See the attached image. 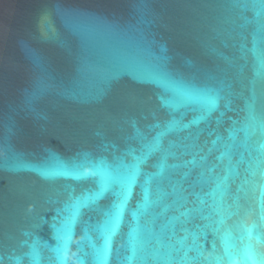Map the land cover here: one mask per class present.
I'll return each instance as SVG.
<instances>
[{
  "label": "water",
  "instance_id": "1",
  "mask_svg": "<svg viewBox=\"0 0 264 264\" xmlns=\"http://www.w3.org/2000/svg\"><path fill=\"white\" fill-rule=\"evenodd\" d=\"M258 9L250 0L238 4L233 0H0V264H15L9 257H23L21 264H30L25 254L34 243L40 264H58L52 251L57 246L51 227L57 222L54 210L63 207L73 192L78 195L82 188L93 185L91 178L85 181L42 173L78 164L85 154L90 160L111 163L114 155L127 148H139L138 131L147 135L149 125L169 119L161 97L170 94L150 78L152 74L196 84L217 80L231 84L232 110L225 109L222 100L211 117V127L225 138L232 120L238 122L237 128L245 122L253 81L257 111L264 108V80L255 75L256 57L251 51L255 47L264 52V33L257 32L264 16H256ZM220 112L225 116L218 126L215 120ZM192 116L189 113L187 120ZM207 127L203 121L199 125ZM186 134L171 133L162 143L167 147L169 141ZM154 135L155 131L151 132L149 139ZM259 138L257 131L249 145L254 146ZM205 139H215V135L208 138L205 133L199 143ZM243 140L244 133H238L237 143ZM237 152L248 158L243 147ZM219 154L214 151L209 163H219L215 160ZM159 155L148 160L145 171L156 170L152 165ZM237 159L238 154L233 157ZM168 162L176 161L169 158ZM245 168L241 165L240 175L230 180L232 194L247 175ZM215 171L223 174L222 165ZM198 172L193 169L184 187L198 179ZM255 179H261L259 174ZM163 187L171 190L166 181ZM140 191L139 186L134 189L131 207H135ZM259 195L257 190L255 196ZM99 203H109L107 195ZM228 203H232L230 198ZM239 203L238 214L226 223L258 225L251 241L256 260L241 262L237 258L235 264H264V221L260 220L258 201L249 192L247 199L241 193ZM192 206L189 203L188 207ZM150 211L155 215L161 209ZM174 214L169 210L158 217L156 230ZM125 220L121 233L127 232L131 222L127 213ZM205 223L196 217L188 227L197 232V242L208 256L213 241L218 250L220 242L211 231L205 238L194 227ZM256 232L261 236L259 242ZM82 235L77 225L67 264H78L75 242ZM122 242L118 235L108 264H119L116 248ZM188 243H192L191 237ZM84 250L89 251L86 244ZM195 255L189 252V256ZM84 264L93 262L86 257Z\"/></svg>",
  "mask_w": 264,
  "mask_h": 264
},
{
  "label": "snow or ice",
  "instance_id": "2",
  "mask_svg": "<svg viewBox=\"0 0 264 264\" xmlns=\"http://www.w3.org/2000/svg\"><path fill=\"white\" fill-rule=\"evenodd\" d=\"M233 2L238 4L240 0ZM250 2L254 8L259 5L256 16H264V0ZM243 6L246 7L247 2ZM257 32L264 33V24L259 25ZM243 48L244 45H241V50ZM251 51L256 57L255 75L264 80V52H258L255 47ZM150 78L161 84L165 93L170 94L161 97L162 106L169 110V119L149 125L147 135L138 131L139 148H127L120 155H114L111 163L107 159L90 160L85 154L78 164L71 167L61 165L59 169L42 173L45 176H71L85 181L91 178L93 185L82 188L78 195L73 192L63 207L54 210V219L57 221L51 225L57 240V246L52 249L55 253L54 259L58 264H67V252L73 243L72 235L76 226L80 225L83 235L80 241L75 242L80 253L77 256L78 264H84L86 257H90L93 264H108L118 235L123 241L116 248L119 264H148L149 261L154 264H190L191 261L201 260L207 264H235L237 258L241 262L255 261L256 254L251 241L258 225H248L243 221L234 225L226 223L228 218L238 214L241 193L247 199L249 192L252 198L258 201L260 220L264 221V108L257 111L255 81L252 82V97L251 102L247 103L245 122L237 128L238 122L232 120L231 125L225 129V138L216 128L211 127V117L212 113L219 109L222 100L225 101L224 108L232 110L231 84H226L224 80L196 84L171 78L166 74L164 78L159 74H152ZM189 113L193 116L187 120ZM224 116L225 113L220 112L215 124L221 125ZM202 121L208 124L207 128H199ZM153 131L155 135L149 139ZM257 131L260 138L254 146L249 145V139L255 136ZM181 132L187 134L179 136L176 141H169L168 146L164 147L163 138L171 133ZM240 132L244 133V140L238 144L237 134ZM205 133L208 138L215 135V139H205L201 144L200 137ZM240 147L248 153L247 159L244 152H237ZM214 151L220 153L215 157L219 163H209V156ZM253 151L256 152L255 156L252 155ZM156 153H160L157 162L152 165L156 170L145 171L144 166ZM237 154L239 159L234 161L233 157ZM184 156H191V159H183ZM169 158L176 162L170 164ZM220 165L223 174L215 171ZM241 165H246L247 175L236 189V193L232 194L229 182L240 175L238 168ZM182 169L188 171H180ZM193 169H199L198 179L184 187ZM257 174L261 178L259 181L255 179ZM177 176L178 179L175 178ZM165 181L170 191L163 187ZM137 186L141 190L139 199L135 207H131L130 201ZM257 190L259 197L255 196ZM106 195L109 203L101 205L99 201ZM189 197L192 198L191 201ZM229 198L231 204L228 203ZM189 203L193 206L188 207ZM156 208L161 211L153 215L150 210ZM232 208L237 211H231ZM169 210H174L176 214L169 216L157 231L156 219L165 216ZM126 213L130 215L131 222L127 224V232L121 233V225L126 223ZM196 217L207 221L202 226L194 225L199 229V234L207 238L208 231H211L220 242L218 250L215 240L213 241L212 252L208 256L204 255L203 247L197 242V232L188 227ZM190 237L191 244L188 243ZM255 239L260 241L259 232H256ZM85 244L89 251L84 250ZM29 247L31 251L25 255L30 258V264H40L41 256L35 243ZM122 252L124 254L121 258ZM189 252H195L196 255L189 256ZM2 259L0 257V260ZM22 259L23 257H9V260H15V264H21ZM48 259L51 262L53 258Z\"/></svg>",
  "mask_w": 264,
  "mask_h": 264
}]
</instances>
